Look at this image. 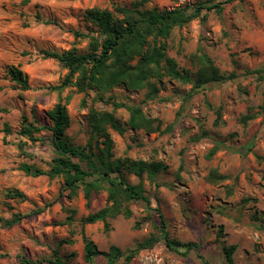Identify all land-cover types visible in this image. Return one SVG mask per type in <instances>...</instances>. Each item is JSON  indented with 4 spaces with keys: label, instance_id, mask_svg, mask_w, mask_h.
Wrapping results in <instances>:
<instances>
[{
    "label": "rangeland",
    "instance_id": "obj_1",
    "mask_svg": "<svg viewBox=\"0 0 264 264\" xmlns=\"http://www.w3.org/2000/svg\"><path fill=\"white\" fill-rule=\"evenodd\" d=\"M136 1L0 0V216L29 215L12 228L0 226V264H56L58 259L105 264L103 258L85 261L83 231L102 252L116 246L127 254L158 238L129 264H223L230 247H235L234 264H264V0H211L223 4L221 15L203 12L205 19L175 28L159 41L192 81L205 58L226 81L195 89L164 76L150 80L155 95L149 87L133 91L119 85L103 99L94 89H60L68 69L47 53H88V36L99 34L86 21V11L106 9L122 19L117 8ZM207 1L149 0L144 9ZM12 66L27 75L29 89L8 76ZM59 102L66 107L65 133L74 146L92 145L98 152L91 113L109 112L125 127L124 134L109 129L114 159L167 166L154 181L147 173L125 176L130 184H141L152 207L161 209L176 250L167 247L159 217L142 202L129 201L131 216L109 218L108 228L103 222L83 224L108 205L107 191L91 192L87 200L83 185L73 195L62 177H32L22 170L27 164L49 171L58 157L47 112ZM130 107L142 109L159 129H131ZM26 124L42 129L34 135L37 140L20 135ZM14 191L25 199L12 198ZM188 243L198 247L186 251Z\"/></svg>",
    "mask_w": 264,
    "mask_h": 264
},
{
    "label": "trees",
    "instance_id": "obj_2",
    "mask_svg": "<svg viewBox=\"0 0 264 264\" xmlns=\"http://www.w3.org/2000/svg\"><path fill=\"white\" fill-rule=\"evenodd\" d=\"M148 2L149 0H138L130 7H118V12L123 16L122 19L115 18L114 14L106 9H88L85 19L97 28L99 34L98 37L88 36L90 39L89 52L79 54L76 50H70L63 53H47V57L58 60L68 69V74L60 89L67 86H74L79 92L94 89L100 94V99H103V95L119 85H124L133 91L149 87L155 95L157 88L150 83V80L164 76L179 79L184 83H193L195 89L210 82L228 79V77L219 76L218 70L205 58L201 61L202 67L197 79L192 81L187 71L182 74L178 70L176 61L166 54L165 45L159 44L161 39L169 38L175 28L183 27L198 18L205 19L206 14L202 16L203 12L215 11L221 15L222 3L214 4L209 0L204 3L160 11L144 9ZM76 35L87 37L80 33ZM8 76L24 90L29 89L28 77L22 70L12 66L8 71ZM128 110L130 114L128 125L131 129L147 132H155L159 129L156 120L146 116L142 109L130 107ZM2 112L0 107V113ZM47 117L50 121L48 130L52 133V144L58 157L54 159L49 171H43L34 165L27 164L22 165V170L32 177L42 175L50 178L62 177L65 188L73 195L76 194L79 185H83L87 200L90 199L91 192L107 191L108 205L101 211L83 219V224L103 222L108 228L109 218L121 214L127 218L131 216L132 213L127 206L129 201L142 202L148 211L159 217L161 232L167 247L170 250H176L174 242L168 237L166 218L161 209L152 207L151 200L144 193L141 184L132 185L125 176V173H128L142 178L147 173L148 177L154 181L159 172L167 170V166L162 162L134 161L129 158L114 159L112 152L114 143L109 129L124 134L125 127L117 123L112 113H99L94 110L91 113V127L97 140L98 152L94 151L92 145L86 148L70 143L65 133L70 120L66 107L61 102L47 112ZM41 130L33 124H26L21 129L20 135L35 141L37 139L34 135ZM6 131L10 133L9 128ZM217 150L218 147H215L211 154ZM11 196L25 199V195L19 191H14ZM27 216L29 215L15 214L11 218L0 216V226L12 228L20 224ZM82 237L84 258L87 263H91L96 258H103L106 261L105 264H121L120 260L124 258L123 264H129L140 251L150 249L158 242V238L151 237L139 243L135 250L124 254L116 246H111L107 252H102L93 241L89 240L84 231ZM183 247L189 251L198 246L195 243H188ZM234 252L235 247L225 249V263L223 264H234ZM56 264H61L59 259Z\"/></svg>",
    "mask_w": 264,
    "mask_h": 264
}]
</instances>
